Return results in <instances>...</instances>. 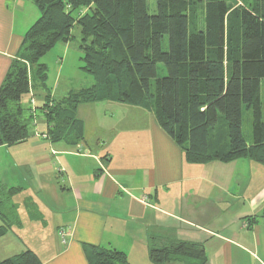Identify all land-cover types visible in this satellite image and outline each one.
Instances as JSON below:
<instances>
[{
  "label": "trees",
  "instance_id": "obj_1",
  "mask_svg": "<svg viewBox=\"0 0 264 264\" xmlns=\"http://www.w3.org/2000/svg\"><path fill=\"white\" fill-rule=\"evenodd\" d=\"M32 2L39 16L24 32L0 85V145L19 143L29 136V108L21 99L31 87L47 91V65L41 58L57 43L72 40V28L78 27L80 69L93 82L58 99L46 94L38 108L51 140L82 141L77 107L112 101L152 112L189 162L248 158L264 166L260 99L264 0H242L232 6L214 0L199 30L191 27L188 0H154L152 8L147 0ZM159 64L165 68L162 76L157 73ZM244 109L251 119L250 143L242 132ZM16 192L9 188L8 194L0 196L3 223L18 219L11 202ZM259 217L264 220V206ZM248 219L252 223L257 218ZM5 231L6 226L0 225V236ZM89 249L91 264H130L121 251ZM148 257L152 264L207 262L202 243L187 240L152 245ZM0 264L41 262L34 251L25 249L0 259Z\"/></svg>",
  "mask_w": 264,
  "mask_h": 264
},
{
  "label": "crops",
  "instance_id": "obj_2",
  "mask_svg": "<svg viewBox=\"0 0 264 264\" xmlns=\"http://www.w3.org/2000/svg\"><path fill=\"white\" fill-rule=\"evenodd\" d=\"M38 16L32 0H0V85ZM62 47L67 50L69 43ZM64 54L50 59V73L42 60L47 91L39 92L38 105L47 93L58 99L83 87L62 73ZM76 116L83 123L82 141L51 140L43 120L25 140L0 145V187L17 189L12 198L21 196L33 210L26 223L20 212L16 222L0 219L6 226L0 239L19 238L21 251H34L41 264H91L90 246L121 251L130 264H152L153 240L202 243L206 264H231L233 247L247 254L261 247L263 165L248 158L189 162L153 113L139 106L82 103ZM253 216L257 219L249 223ZM27 229L37 234L34 240L25 238ZM212 248L216 253L209 261Z\"/></svg>",
  "mask_w": 264,
  "mask_h": 264
},
{
  "label": "rangeland",
  "instance_id": "obj_3",
  "mask_svg": "<svg viewBox=\"0 0 264 264\" xmlns=\"http://www.w3.org/2000/svg\"><path fill=\"white\" fill-rule=\"evenodd\" d=\"M214 0H188L189 6H188V13H189V18H190V24L192 28H195L196 30H199L202 28V24L204 22V16L206 14V9L207 7L213 2ZM226 3L229 4V6L232 5H240L242 4V0H225ZM149 7L152 8L154 7V0H147ZM85 10V9H84ZM72 33L74 34V37L72 40L67 41V42H59L55 46H53L46 55L42 56L41 61L43 60L44 62H47L48 64V71L49 73L52 70V61L50 60L53 58L54 55L60 53L61 55L64 53V64H63V71L62 73L65 74L66 78L70 77L71 81H73L75 87H80L81 85L83 87H87L92 84L93 78L92 76L80 69L81 61H80V55L81 52L79 50L78 44H79V30L78 27L72 28ZM65 43H69V47L67 50H63V47ZM163 49L167 48V37L164 36L163 38V43H162ZM226 51V50H225ZM51 61V62H50ZM158 76H162L165 74V68L163 64L158 65ZM52 73L50 77H52ZM88 80L86 83L84 82ZM82 81L85 83H82ZM81 83V84H80ZM61 85H63V82H61ZM60 87V85H59ZM59 87L57 89V92L59 90ZM40 91H46L45 88L42 87V89L38 88H33L31 87L28 91V94L24 95L22 97V104L24 102H28L27 106H29V111L28 115H30L28 118V126L29 130L34 127V125H39L41 124L40 122L43 121V115L40 112L41 109L38 107L36 98L39 96ZM28 98L25 101V98ZM57 98L60 96H56ZM260 99H261V105H262V120L264 121V78L261 79L260 82ZM40 110V111H39ZM243 120H242V132L244 137L247 139V141H250L251 138V119L248 111L246 109L243 110ZM39 123V124H38ZM3 171V169L1 170ZM9 189L0 187V196H5L8 194ZM22 197H13L11 199V202L15 204L16 210L19 217L22 219L24 223L28 222L30 218H32L31 214L33 213L32 209H29V207L24 206V201L21 200ZM22 201V202H21ZM19 210V211H18ZM29 213V214H28ZM29 215V216H28ZM28 216V218H27ZM30 217V218H29ZM2 222V221H0ZM261 219V224L262 223ZM264 228V225H262ZM17 231V229L15 230ZM11 233L8 234V237L11 238ZM25 238H29V241L34 240L35 237H37V234L30 232L28 229L26 230V233L24 234ZM64 236V235H61ZM1 237V236H0ZM13 238V237H12ZM25 238H22L24 240ZM163 242V241H162ZM162 242H157V241H152L151 244L153 245H162L164 243ZM30 245V244H29ZM33 245V244H32ZM22 249H24V244L19 238L11 240V239H6V238H1L0 239V259L11 255L13 253L19 252ZM216 251L219 253V248H216ZM253 252H250L249 254L245 253L244 251L234 248L232 249V262L231 264H264V241H262L261 247L259 249H252ZM215 249L212 248L211 250H207V256L209 261L214 260V255ZM139 264V263H137ZM217 264H223L222 262H218Z\"/></svg>",
  "mask_w": 264,
  "mask_h": 264
},
{
  "label": "built area",
  "instance_id": "obj_4",
  "mask_svg": "<svg viewBox=\"0 0 264 264\" xmlns=\"http://www.w3.org/2000/svg\"><path fill=\"white\" fill-rule=\"evenodd\" d=\"M60 234H61V235H65V229L61 230V231H60Z\"/></svg>",
  "mask_w": 264,
  "mask_h": 264
}]
</instances>
